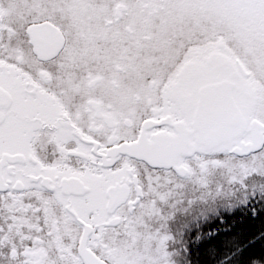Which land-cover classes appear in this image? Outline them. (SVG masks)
Returning <instances> with one entry per match:
<instances>
[{"label": "snow or ice", "instance_id": "obj_1", "mask_svg": "<svg viewBox=\"0 0 264 264\" xmlns=\"http://www.w3.org/2000/svg\"><path fill=\"white\" fill-rule=\"evenodd\" d=\"M131 3L167 15L102 0L99 48L79 0H0V264H186L264 201V0Z\"/></svg>", "mask_w": 264, "mask_h": 264}, {"label": "trees", "instance_id": "obj_2", "mask_svg": "<svg viewBox=\"0 0 264 264\" xmlns=\"http://www.w3.org/2000/svg\"><path fill=\"white\" fill-rule=\"evenodd\" d=\"M262 204L251 210L243 205L234 210L224 209L221 221L226 220L225 225L213 223L214 228L210 229L213 232L205 230L206 234L188 235L186 264H264ZM207 222L211 223L208 219ZM203 225L209 226L206 222Z\"/></svg>", "mask_w": 264, "mask_h": 264}, {"label": "flooded vegetation", "instance_id": "obj_3", "mask_svg": "<svg viewBox=\"0 0 264 264\" xmlns=\"http://www.w3.org/2000/svg\"><path fill=\"white\" fill-rule=\"evenodd\" d=\"M5 9L8 8L10 0H2ZM102 2V0H79L80 8L77 10L82 19V27L84 33L91 32L95 35V45L99 48H108L110 47V34H104L102 29L103 25L107 22L109 18H112L114 12L109 9L105 13H101L94 6L98 5ZM130 7L127 9V19L131 22L134 20L132 18L135 12L140 11V13L148 15L144 9L138 8L135 4L131 3V0H128ZM119 11V9L117 10ZM156 9H153L152 12L155 14ZM124 17H122L123 19ZM139 21V20H138ZM79 43V47L83 48L87 45V41L84 38H81Z\"/></svg>", "mask_w": 264, "mask_h": 264}, {"label": "rangeland", "instance_id": "obj_4", "mask_svg": "<svg viewBox=\"0 0 264 264\" xmlns=\"http://www.w3.org/2000/svg\"><path fill=\"white\" fill-rule=\"evenodd\" d=\"M166 15H167L166 10H165L164 14H162L161 16L154 15L153 12H151L150 15H149V14H148V15H145V14L140 13V11L138 10V12H135V13L133 14L132 18H133L134 20H132L131 23L134 24V25H135L137 28H139V29H144V28H152V29H156V28H158V26L161 24V21H162L163 17L166 16ZM138 20H139V21H138ZM154 22H156V23H154ZM262 203H264V201H261V202H260L261 205H263ZM261 205L256 204L255 202H252V203H249V204H247V205H243V206H247V207L250 208L249 210H251V208H252L253 206H254L253 209H255V208H257V207H259V206H261ZM253 209H252V210H253ZM223 213H224V209L221 208L220 213H219L218 216H209L207 219H208L211 223L207 222V219H206V220L201 219V220L198 221V222H194V223L191 225V228H190V231H189V234H188V235H190L191 233L193 234V236H194V234H197V236H199V234H206V233H203V232H205V230H206V231L209 230L210 232H213V231L210 230L211 228H214V226H212L213 223H216L217 226H223V225H225V221H226V220H225L224 222L221 221V218H222V216H223ZM205 222L208 223L209 226H211V227H209V226H206V227H205V226L203 225ZM207 232H208V231H207ZM208 235H209V234H208ZM189 239H190V237H189ZM191 240H193V238H192ZM187 241H188V240H187ZM259 264H261V263H259Z\"/></svg>", "mask_w": 264, "mask_h": 264}, {"label": "water", "instance_id": "obj_5", "mask_svg": "<svg viewBox=\"0 0 264 264\" xmlns=\"http://www.w3.org/2000/svg\"><path fill=\"white\" fill-rule=\"evenodd\" d=\"M165 10L164 9H159V10H156L155 11V14L154 15H158V16H161L162 14H164ZM156 23V22H154Z\"/></svg>", "mask_w": 264, "mask_h": 264}]
</instances>
